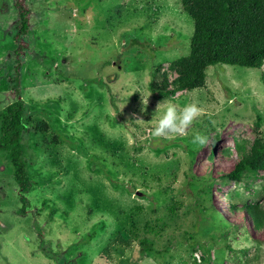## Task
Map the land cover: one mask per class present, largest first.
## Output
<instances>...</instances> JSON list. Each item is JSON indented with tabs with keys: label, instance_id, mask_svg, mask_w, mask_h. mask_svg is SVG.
Masks as SVG:
<instances>
[{
	"label": "rangeland",
	"instance_id": "rangeland-1",
	"mask_svg": "<svg viewBox=\"0 0 264 264\" xmlns=\"http://www.w3.org/2000/svg\"><path fill=\"white\" fill-rule=\"evenodd\" d=\"M26 1L32 26L20 97L31 186L21 191L0 151V264H264V228L241 209L264 206V170L222 177L244 153L238 143L248 151L264 133L262 70L211 66L205 89L160 98L150 88L155 70L169 72L191 52L195 23L181 0ZM17 16L14 0H0V114L13 99ZM163 101L196 102L202 112L186 134L155 138ZM204 121L215 129L202 147L192 140L206 135ZM36 123L49 124L47 136ZM55 133L66 140L50 145ZM160 219L169 227L146 236L169 254L142 253L140 238L110 251L118 226L134 221L144 231Z\"/></svg>",
	"mask_w": 264,
	"mask_h": 264
},
{
	"label": "trees",
	"instance_id": "trees-1",
	"mask_svg": "<svg viewBox=\"0 0 264 264\" xmlns=\"http://www.w3.org/2000/svg\"><path fill=\"white\" fill-rule=\"evenodd\" d=\"M181 2L184 11L193 17L195 23L194 34L191 38V52L170 63L169 72L176 74L174 79L170 80L169 72L162 71L161 66L155 70L154 77L158 74L160 78L153 77L150 88L158 97H173L178 92L188 94L195 89H205L208 69L221 64L262 70L261 79L264 83V0H181ZM14 3L18 11L14 34L18 47L10 56L11 61L15 63L14 74L7 78L12 84L9 94L13 99L0 114V151L7 153L15 168V179L21 185V191L27 192L31 185L23 141L25 134L29 131V126L25 122L28 111L25 102L20 97V87H22L20 79L25 62L24 55L29 49L26 36L32 26V11L26 0H14ZM186 95L181 97L185 98ZM180 104L182 105V102ZM150 123L151 118L145 119L143 127L149 126ZM260 126H263L262 121L257 122L255 130L257 131ZM210 127L211 125H205L204 121L203 131L206 134L204 136L207 137L208 132L215 129ZM34 129L47 136L49 124L36 123ZM192 134L195 135L193 132ZM65 140L66 136L55 133L51 140L52 144H49H58ZM218 141V136H216L215 145ZM245 142L238 143L239 150H243L244 153L236 167L223 174V179L241 181L245 171L249 170L254 175L259 170H264V133L257 135L248 151H245ZM224 153L229 155L231 151L227 149ZM22 200L26 201L27 198L22 197ZM174 206L169 207L172 214L176 211ZM137 208L143 210V207ZM230 208L232 211L239 210L236 203H230ZM241 209L249 214L256 229L264 228L263 204L253 201L245 203ZM213 216L217 218L214 213ZM161 222V219L146 222L144 231H141L137 222L134 221L129 222L125 227L118 226L108 245L110 251L114 249L122 253L130 240L140 238L142 253L161 257L169 254L168 249L165 251L156 249L155 240L146 236L151 232L161 234L169 227ZM224 226L229 227L225 222ZM141 232L146 234L142 235ZM212 237L214 238L215 235L213 234ZM116 238L120 242L116 243ZM122 264L138 263L125 259Z\"/></svg>",
	"mask_w": 264,
	"mask_h": 264
},
{
	"label": "clouds",
	"instance_id": "clouds-1",
	"mask_svg": "<svg viewBox=\"0 0 264 264\" xmlns=\"http://www.w3.org/2000/svg\"><path fill=\"white\" fill-rule=\"evenodd\" d=\"M147 103L148 99L144 101L145 105H147ZM161 103H164L166 106L163 114L159 116L155 127L153 128L152 136L155 138H167L172 135L180 136L186 134L187 130L191 127L194 121L199 118L202 112V109L196 102L188 103L181 108L169 101L159 102L156 107L157 111L159 110ZM192 143L203 147L208 144V138L197 133L194 136Z\"/></svg>",
	"mask_w": 264,
	"mask_h": 264
},
{
	"label": "bare ground",
	"instance_id": "bare-ground-1",
	"mask_svg": "<svg viewBox=\"0 0 264 264\" xmlns=\"http://www.w3.org/2000/svg\"><path fill=\"white\" fill-rule=\"evenodd\" d=\"M251 219V218H250Z\"/></svg>",
	"mask_w": 264,
	"mask_h": 264
}]
</instances>
